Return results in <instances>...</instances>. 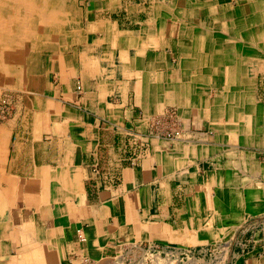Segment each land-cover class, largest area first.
Listing matches in <instances>:
<instances>
[{"label": "crops", "instance_id": "0c3cea01", "mask_svg": "<svg viewBox=\"0 0 264 264\" xmlns=\"http://www.w3.org/2000/svg\"><path fill=\"white\" fill-rule=\"evenodd\" d=\"M86 4L76 47L32 54L10 87L0 264H264V0ZM207 31L225 41L196 47Z\"/></svg>", "mask_w": 264, "mask_h": 264}, {"label": "bare ground", "instance_id": "6f19581e", "mask_svg": "<svg viewBox=\"0 0 264 264\" xmlns=\"http://www.w3.org/2000/svg\"><path fill=\"white\" fill-rule=\"evenodd\" d=\"M73 2L74 0H0L1 85H11L14 74L18 78L22 77L18 72L24 71L28 61L32 59L31 55L26 56L24 53L26 48L29 47L28 49H30L27 38L32 34H40L38 44L45 47H64L67 45L68 41L71 40L70 33L75 32L79 25L78 14L72 8ZM208 34L209 31L198 37L195 46L217 47L221 40L225 41L221 37L206 41L205 38ZM59 35L61 39H59ZM54 37L57 38V42H55ZM180 42L182 46L189 47V38H182ZM16 64H22L23 66H20L23 69L15 72ZM167 64L169 63L167 62Z\"/></svg>", "mask_w": 264, "mask_h": 264}, {"label": "rangeland", "instance_id": "374dc122", "mask_svg": "<svg viewBox=\"0 0 264 264\" xmlns=\"http://www.w3.org/2000/svg\"><path fill=\"white\" fill-rule=\"evenodd\" d=\"M88 2V0H74L73 4H72V8H74V10L77 12L78 14V17L81 18L83 16V10L84 8L86 9V7H88V5L86 4ZM55 38V42H57V38ZM40 39V34L38 35L37 33L36 34H32L31 36H29L27 38V42L30 44V49L26 48V50H24V53L26 56H29V55H32V54H39V55H51L50 51L46 50L45 49V46L44 45H39L38 44V40ZM59 39H61L60 35H59ZM71 41V42H70ZM68 41L67 46H64V47H76V45H73L76 43V41H72L70 40ZM35 47V48H34ZM25 49V48H24ZM66 49V48H65ZM24 65V63H22ZM20 64V65H22ZM22 65V66H23ZM17 67V68H16ZM16 69H14L15 72H17L18 70H22V68H19L17 65L14 67ZM19 73V72H18ZM23 73L21 72V82L19 83L20 86L23 88H26V86H28L27 83H24L25 82V76L23 77L22 75ZM17 76L14 74L12 79H11V83L13 81V78L18 81V77L16 78ZM12 85V84H11ZM11 85H8V86H4V85H1L0 84V94L1 93H6V94H12V89H10V87L12 88L13 86ZM16 89V87H15ZM12 106H13V103H12ZM156 120V119H155ZM221 230V229H220ZM220 236V235H219ZM219 238V237H218ZM222 239V238H221ZM220 240V239H219ZM220 241H218L217 243L215 244H210L208 245L209 247H213L215 245L219 246L220 244ZM149 252V251H148ZM148 252H145V250H141V249H134L132 253H124L121 252L120 253V257L119 258H116V260L112 263V260H109V263L110 264H170V261H171V264H173V261H174V264H204L201 263V260L202 259H193L192 261L190 259H186L185 257H181L179 259H173L170 260V256L166 257L164 256L163 254H161V258L159 260H156V258L154 257V252L155 251H150L149 253ZM115 254H113V256H115ZM199 255V254H198ZM213 257L212 259H209L210 256L207 255L205 258H204V261H205V264H214V263H217L219 261V256L218 254H216L214 252V254L211 256ZM159 263H157V262ZM194 261V262H193Z\"/></svg>", "mask_w": 264, "mask_h": 264}, {"label": "built area", "instance_id": "2783aa9c", "mask_svg": "<svg viewBox=\"0 0 264 264\" xmlns=\"http://www.w3.org/2000/svg\"><path fill=\"white\" fill-rule=\"evenodd\" d=\"M12 103H13V95L12 94L1 93V95H0V119L6 118L9 115L10 109L12 107ZM164 118L166 120H168L167 122L169 123V124L166 123V126L164 127L166 134L169 135V133L171 132L173 137H175V138L180 137L181 133L179 132L180 129H178L176 112L173 109H170L166 113V115L163 116L158 121H160ZM156 120H155V122H158Z\"/></svg>", "mask_w": 264, "mask_h": 264}]
</instances>
